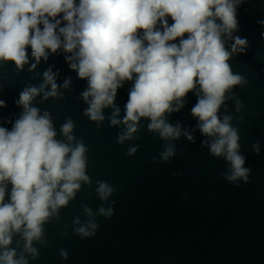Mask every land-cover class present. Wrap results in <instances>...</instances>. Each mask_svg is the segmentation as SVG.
<instances>
[{
  "label": "water",
  "instance_id": "water-1",
  "mask_svg": "<svg viewBox=\"0 0 264 264\" xmlns=\"http://www.w3.org/2000/svg\"><path fill=\"white\" fill-rule=\"evenodd\" d=\"M236 18L233 36L246 39L247 45L243 52L232 53L228 63L243 82L226 92L218 115L230 116L238 130L239 152L249 169L247 182L229 181V162L212 155L205 145L211 138L200 132L191 112L198 101L196 91L188 93L178 112L166 114L168 123L180 125L194 141L183 132L177 139L164 140L149 130L148 118H141L133 138L120 143L126 125L111 123L113 107L102 110L103 121L85 115L89 104L82 94L89 85L66 60L71 53L63 48L56 53L48 50V59L37 63L28 46L23 68L0 60V100L5 102L0 107V127L12 130L24 111L16 103L21 92L39 88L51 69L58 95L45 99L41 92L32 106L40 115L50 114L56 139L73 146L83 142L90 179L81 182L58 216L43 224L41 240L33 241L35 256L25 251L22 234L13 235L8 247L16 250V259L23 256L28 264H264V0H240ZM168 22H173L170 17ZM233 42L226 39L230 52ZM66 80H70L67 88ZM132 87L133 81L125 82L114 101L121 121ZM44 91H51V86ZM69 119L74 123L72 142L61 131ZM169 145L174 154L165 161L161 153ZM253 145L259 146L258 152ZM133 147L135 153L129 154ZM101 181L113 188L106 200L96 191ZM11 187L8 184L6 201ZM85 207L92 210L91 216ZM101 208L111 209V215L100 214ZM89 222L97 225L89 228L93 234L80 235L76 229L88 227Z\"/></svg>",
  "mask_w": 264,
  "mask_h": 264
},
{
  "label": "clouds",
  "instance_id": "clouds-1",
  "mask_svg": "<svg viewBox=\"0 0 264 264\" xmlns=\"http://www.w3.org/2000/svg\"><path fill=\"white\" fill-rule=\"evenodd\" d=\"M239 2L0 0V60L14 61L23 68L28 63V46L37 63L41 58L48 59V50L56 53L63 48L71 53L66 60L89 85L82 94L89 104L85 115L103 121L102 110L113 107L111 123L126 125L120 143L133 138L141 118H148L149 130L158 132L164 140L177 139L183 132L194 141L180 125L168 123L166 114L178 112L188 93L196 91L198 101L191 112L200 132L211 138L204 141L205 145L212 155L229 162V181L247 182L249 169L244 167L245 157L239 152L238 130L232 127L230 116L221 119L218 115L226 92L243 82L228 63L232 53L243 52L247 45L246 39L233 36L238 28ZM226 39L234 41L231 52ZM127 81H133V87L121 121L114 101ZM69 84L66 80L63 86ZM49 85L51 91H44ZM57 90L56 76L49 69L44 73V84L21 92L16 103L24 111L12 130L0 127V264H28L23 256L16 259V250L8 247L13 235L22 234L25 251L35 256L33 241L41 240L43 224L59 215V209L75 197L81 182L90 183L83 142L73 146L56 139L50 114L40 115V110L32 106L41 92L47 99L57 96ZM3 106L5 102L0 100ZM73 128L71 119L62 125L68 142L75 140ZM253 147L259 151L258 145ZM135 151V147L130 148L129 154ZM173 154L169 145L161 157L166 161ZM8 184L12 187L10 200L6 201ZM96 191L106 200L113 188L101 181ZM84 211L92 215L90 208ZM100 214L111 215V209L101 208ZM96 227L89 222L88 227L76 231L89 236L93 234L89 228Z\"/></svg>",
  "mask_w": 264,
  "mask_h": 264
}]
</instances>
